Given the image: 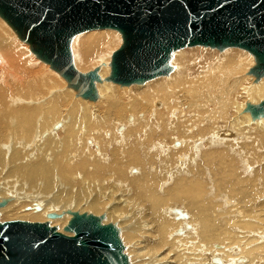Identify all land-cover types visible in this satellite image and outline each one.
Here are the masks:
<instances>
[{"label":"bare ground","instance_id":"obj_1","mask_svg":"<svg viewBox=\"0 0 264 264\" xmlns=\"http://www.w3.org/2000/svg\"><path fill=\"white\" fill-rule=\"evenodd\" d=\"M0 29L6 32L9 29V26L6 25L5 22L1 20ZM89 32H92L93 34H91L90 36H87V38L84 37L82 39H79V37L84 33L79 34L73 38L72 43H71V49L73 51L72 58H74L75 60L74 61L75 63L73 62L75 68H77V70L80 72L86 73L90 69L97 70L99 80L95 83L96 99L94 101L98 99L97 102H99V98L103 99L104 96L107 95L110 91L115 90L114 89L115 87L113 88L109 84L110 82L109 75L111 73L110 72V63H111V57H110L111 52L110 51L112 50L114 45L116 46V44H119V42H122L121 41L122 39H120L119 33L114 30L104 29V30H95V31H89ZM104 32H109L110 35L114 34L113 35L114 42L108 39H105ZM4 36H5V33H4ZM5 37L8 39L0 37V113H3L5 116H7V121L6 122L0 121V126H3V128L6 129L5 131L6 133H8L6 136H7V139L11 140L12 148L11 147L5 148L7 144L5 146L3 145L4 143L0 144V151L4 152V154L0 155V175L3 176L8 172L10 159L11 161H17L16 155L12 152L14 150H22L25 155L23 164L30 163L27 169V173H26L27 178L31 177V181H33L34 179L37 180V178H41L44 181V183L46 181L47 182L45 183V186H44L45 190L36 191L35 193L31 192L30 194H28L25 191H20L22 190L20 186H16V187L11 186L10 188L6 186L5 187L6 189L2 188V191H0V203L3 201H5L6 203L3 207H0V215L2 213L6 215L9 211L15 210L16 212L17 211L19 212L21 218L28 219L29 222H40V223L47 222L50 224V226L56 227L58 232L66 236L72 237L73 233L64 231L65 225L68 223V221L71 218V213L77 211L80 214L90 213L94 215L98 214L97 216H100L99 214H101L102 207L104 205L102 202H101L102 204L98 203V201L100 202L101 199L98 201L96 200L99 198V196L102 195V193L101 195L100 194L97 195L98 198H96V196L93 197L92 201L85 200V204L88 206H85L82 209L80 208L77 209L78 204L80 203L79 196L84 198L86 195L84 196V193L80 187L81 190H79V196L78 198L76 196V199H75L76 202L72 204L71 203L72 200H71V197H69V195L74 190L71 192V188H70L68 190L70 191V193L69 192L65 193V195L67 196L66 197L67 200L65 201V203H62L61 205H59L58 203L62 201L61 198H58L59 196L57 197V195H59L58 193L60 192V189L58 188L59 191H57L55 195L48 194L52 190V187L54 185L53 182L55 180L48 179V174L50 173V171H48L47 165H45V162H44V156H45V159L47 160V163L53 162V158L51 157L50 153L44 155L45 151H48L50 149V146H48L49 148L47 147V143L50 140L51 141L53 140V143L51 144L58 145V147H53L54 151L50 150V152H52L53 154L61 153L62 150L65 148V146H67L68 144L70 145V150L68 151V161L72 162V164L65 165L63 162H56L55 165H57L58 163L59 166L55 168L56 171L51 170V172L53 173V177H55V175L59 176L58 171H61V174H64L67 177L70 176V174H73V175L75 174L76 176L78 175L76 173H79L77 172V169H79V171L82 170L85 174L83 172L81 173V171L80 173L84 174L85 177L87 178L88 177L92 178L96 174L97 176H99L102 171H104L103 173L109 171V168H110V165H108L109 157H107L104 151L106 150V148H111V147L116 146L120 151H122V154H123V152L125 153V151L129 150L132 147L129 145L132 144L133 147H137V144H138L139 145L138 151L141 150L142 148L143 153L139 152L140 154L137 153L136 155V153L133 154V151L132 153L130 152L131 155L128 156L129 161L127 162L126 165L128 167L131 165L139 166L138 168L139 169L141 168V170L140 171L137 170L138 168L137 169L131 168V170H129L128 173L131 175L130 179H132L130 184L135 189L137 195L143 196L144 201L148 203L149 213L155 216V222H154L155 224L152 223L154 226L153 229L155 228L157 231V223H158L159 224L158 232L160 233L158 238H160L159 240H161V243L162 242L165 243V244L162 243V245L163 244L167 245L166 249L168 253L174 251L173 255L175 256L176 259H179L177 260V264H264V200L261 201V197L264 195V166H261L260 165L261 162H260L259 164L260 168L257 170L256 169L253 170L254 164L257 161L261 160L260 156L262 155L260 154H264V152L260 150V149L264 150L263 148L264 146V115H259L256 118H252L250 112L246 110L247 105H258L260 102L264 101V77H261L258 81L255 80L256 82H254L253 79H255V76L249 74V70L256 65V60L254 59L252 54L246 52L245 50L244 51L239 50L238 48L237 49L225 48L221 51L219 50L221 52V57L217 65H214L211 67L209 66L206 72L203 74H199V73L194 74L193 71L188 70L189 72H193V73H190V75H187L184 72V71H187V70H184V66L187 63V60L185 59L187 57L188 58L190 57L187 54H190V53L186 54L187 51H185V53L181 52L182 59H181L179 70L178 71L174 70L173 72L170 73L173 76V79L172 80L168 79L167 89H165L163 86L155 85L154 84L155 80H152V83H149L148 86L147 84H145L144 87H139V85H134V86L131 85L134 88L139 87L141 89L140 90L137 89L139 91H137L138 94H136L137 95L136 98H133V99H130L131 97L129 98L130 103L129 102H128L129 104L127 103L129 107L128 108L126 107L127 104L125 106V110L126 108L129 110V111L126 110L127 112L125 116L126 121L125 119H124V122H122L123 120L122 121L116 120L114 121V123L117 121L118 122L115 124L112 123L113 126L111 127L98 128L96 131H93L96 129V125L90 124L92 121L90 117L91 112H92L90 107L94 103V101L86 100L83 98H82L83 100L80 101L81 103H76L77 101L76 98H75L76 99L75 101L73 100V106L75 110H80V108L84 106L82 108V111H83V116H84L83 118L86 121L84 123H86V125L83 124L84 125L83 128L80 127L79 125L77 126L75 122L74 111H71L73 118L70 116V114H69L70 118L62 116L50 122V124L46 126L49 120H51V117H49L48 115L51 112V110L48 108L41 107V104L34 105L33 101L35 103L36 102L40 103L41 102L40 98L46 99L44 98L45 95H43V92H44V86L48 82V76L50 73H48V71L46 70L45 63H42L39 65H41L42 67L41 71L43 72L33 74L34 71L32 69L38 64H34L35 60H32L33 55L30 54L31 50H30V47H28L29 45L23 43L25 46V48H23L24 46H21V45L18 46V42H17L18 39L16 38V36H14L13 38H10V36L7 35ZM105 40L108 41V44L106 46H104ZM103 46L108 47L107 53H105ZM76 47L78 48L76 49ZM196 47H200V46H196ZM28 48L30 51L28 50ZM16 49H17V52L21 53L18 56L14 53ZM24 49H26L27 51ZM234 51H238V52H236V54H232ZM192 56L193 55H191V57ZM227 59H229L230 62L233 64V69L231 70L226 69ZM19 60L20 61L29 60L28 65L30 67V71L23 69ZM25 63L26 62H24V64ZM242 74H244V76H239ZM29 75H32L31 78L33 79L34 82L30 81L31 84L29 83L30 85H28L25 88V91H17L13 88V87H16L15 84L21 83L23 79L27 80ZM202 76H204V78ZM181 79H183L184 81L181 82ZM157 81H160L163 84H165V79L157 80ZM64 82L66 83V81ZM248 83L249 84L255 83L252 86V92L250 91L251 93L248 94V97L250 98L245 99L242 96V98L244 99H242V101L238 100L239 101L238 102L236 98L239 97V94L240 96L244 94V93L243 94L239 93L238 89L241 88V92H243L244 88H246ZM200 87H206V90L204 91H207V92H203V89L202 91H199L198 88ZM234 87H236L235 96L233 95L235 94L234 92L231 94L229 93V89L233 90ZM209 89L214 91V94L212 96L210 94L211 92L208 93ZM197 90L198 92H201V93L197 94L196 93ZM60 91L61 90H57V94H56L57 96H59L58 97L59 99L61 97L59 94ZM246 91H247V88H246ZM46 92L48 94L49 90H47ZM50 93L52 94L53 91H51ZM62 93H65V92L63 91ZM65 94H67V92ZM65 94L63 96H66ZM136 95L134 94V96ZM182 95H185L184 97H186L187 100H190L191 98H193V102L196 101V103H193V102L190 103V105L192 106H190L189 103H187V105L185 104L186 105L185 109L181 110L180 107L181 105L184 104L183 102H185ZM53 96H55V93ZM53 96L51 99H48L47 101L54 99L55 97ZM63 96L61 98H63ZM77 97L80 98V96L78 95ZM195 97L196 99L194 100ZM139 99H142V100L144 99V101H141ZM158 100L162 101V105H161L162 108L152 109L154 103L157 102ZM42 102L44 103V101ZM111 102L117 103L115 99H112ZM156 105L157 103H155L154 107H157ZM188 105L190 107H188ZM208 105L210 106V108H208ZM193 106H194V109L196 110L195 111L193 109L194 111L193 113L196 114L195 123L192 121H189L188 116H187V111L192 110ZM62 109H64L63 104L57 100L55 111L58 113H62L63 112ZM163 111L165 112L163 113ZM230 111L232 114H234L233 117L229 113ZM148 112L153 115L151 120L148 119L147 117L140 118L139 115L141 113L144 116V114H147ZM30 114H32L33 116H30ZM114 115L117 118L120 117L118 113H114ZM59 116L60 115L57 114L54 118H57ZM170 116H172L173 119ZM203 118L207 120L204 121ZM201 121H203L204 123L201 124ZM219 121L221 123H219ZM101 122L104 124L102 120ZM173 122L177 124L180 122L178 126H182V127L183 125L186 126V129L185 128L184 129L186 130L185 133H187L188 135L194 134L193 133L194 131L192 130H196V128L195 127L192 128V126L193 124H196L197 130L195 131V133L198 135L200 134V137L202 136L204 142L206 143L202 144V142L200 141H199L200 143L197 142L199 144L194 143V139L197 138L196 135L194 134V137L191 136L190 139L186 138L187 141L191 143L189 142L187 143L186 141L187 144H184L181 146V143H183L184 139L181 138L183 139L182 141L179 139L181 135H183L184 137L185 133L183 132L184 134H182V127H177L179 129L178 132L176 129H173L175 127V126L174 127L172 126ZM12 125L13 127L11 128ZM223 125L228 126V127L231 126V129L232 128L233 129L223 130L221 129L222 127H224ZM77 131L79 132L77 133L78 135H77V138L75 139V133ZM165 131H168V133L166 134ZM59 133L63 134V138H61V140L58 139ZM157 133H160L163 138L168 137L169 133L173 134V137L170 136L171 139H175V137H178L179 139L178 138L176 139L181 141V143L178 144V147L180 148V150L185 151L184 149H186L185 152L189 153V156L186 155L187 157H182L180 159L176 158L177 159L176 163H179L178 166L176 165L178 169L176 167L177 170H173L174 172L173 173L171 172L170 174L174 179L173 185L166 190H161L160 192L158 190L159 193L157 192V188H158L157 186L161 182V179L157 180L158 174L157 175L155 174L156 169L151 168V166L149 168L147 167L145 168L143 164L144 158L145 160H147L146 158L149 152L147 148L149 147L148 145H150L151 143H152L151 145L152 147L151 146L150 147L153 148L154 151H157L159 149L163 153L169 152L170 154L169 148H168L169 150L168 151L166 147H162L163 138L161 139L162 142L157 141V143L155 142L153 144V141L155 140L154 135H157ZM31 138H32V141H31ZM18 139H21L22 142L17 147V145L15 144L16 142H18L17 141ZM63 139L65 140V142L61 143L62 141H64ZM142 139L145 140L144 143L140 141ZM99 141L101 143L100 146H98ZM146 141H148L149 143H147ZM30 142H33V143L30 145ZM85 143L86 145L87 143L88 145H93L94 150L89 149L90 146L84 145ZM172 144L174 143L172 142ZM251 144H255V146H262V148L259 149L257 147L259 149V151L257 150L258 152H256L257 154L254 151L253 155L249 154L250 158L248 156L249 158L248 159L246 158L247 154L244 151L247 149V147H245L246 149H244V145L250 146ZM7 146H9V144ZM188 147H189V150L187 149ZM248 149L246 151H248ZM206 150L208 152H206ZM32 151L33 153L37 154L35 157L32 156L35 154H32L30 156L33 158L26 156ZM109 151L111 152V150ZM260 151L262 153H260ZM113 152H111V154ZM120 154H118V156H120ZM243 154L244 155L246 154L245 157L243 156ZM139 155H141V157L142 156L144 157L142 158L143 160H141V157ZM170 155H172V153ZM227 155L234 158L237 161V168L240 169L241 171L239 180L236 179L235 181V186H239V192L235 191L237 193L235 194L236 196L234 195L229 196L227 192L226 194L221 193V192L217 193L218 190L217 188H215V185L212 187L213 188L212 189L210 185L211 183L209 181L210 173H209V170L207 169L208 167L206 166V170L204 168V166L207 164L213 167L212 164L214 162L215 164L217 162V166L223 165L224 170L228 168L227 169L228 171L225 172V177L228 183V181H231L233 178H235V169H234L233 162L227 157ZM257 155H259V158L256 157ZM112 156L115 157V155L113 154ZM178 156L180 157V154ZM203 156H205L204 158L207 159L205 161V165L202 162ZM86 157H88V159L83 161L82 158H86ZM121 157L123 156H120V158ZM161 157H164V156L162 155ZM121 160H126V157L125 159L121 158ZM238 160L240 162V165L238 163ZM160 161H158V164H160ZM262 161L264 162V159ZM89 163L91 164L93 163L94 167L91 166ZM199 163L202 164L201 168L204 169V171L202 172L200 170L202 174L194 176V174L199 173L198 171V168L200 167ZM88 164L91 167L87 166ZM124 165H125V162H124ZM155 165H157V161ZM166 165H164V168L168 169V166L170 168V166L173 165V163L170 165L168 164L167 166ZM191 165H194V167L193 166L191 167ZM257 165H258V162H257ZM120 166L121 165H118L116 169H114V171L116 172L117 170H119V172L123 176L126 175L127 177L128 167L124 166L123 168V166L122 167ZM159 166H161V164ZM29 167H31V169H29ZM118 167L120 168L118 169ZM164 168L162 170H165ZM174 168L175 167L173 166V169ZM146 169L147 170L150 169V170L145 172ZM171 170H172V167H171ZM166 171L161 172L160 175L164 176L165 173L167 174L168 172H170V171H167V172ZM112 173H113L112 175H114V172ZM142 173H143V176H141ZM109 174H111L110 171H109ZM133 175L136 177L135 178L132 177ZM189 175L197 178L198 181L200 177L202 176L201 178L202 187L206 188L205 191H207V193H205V191H200L197 197L190 196L191 192H195V186L198 183H196V181H193V179ZM244 175L246 177H244ZM78 176L80 177L81 175L79 174ZM107 176L109 177V175ZM139 176L141 177L138 178ZM108 177L105 176L106 179H108ZM114 177L117 178V176H114ZM172 177H171V180L169 179L170 181H172ZM188 177H190L191 179L190 178L188 179ZM71 179H74V178H71ZM84 179H82V181H86ZM212 179H214V177H212ZM109 180L112 181L111 179ZM58 181H56V183ZM100 181L102 180L100 179L99 182ZM103 181H102V184H104ZM113 181H114V178H113ZM183 181L185 182L183 183ZM87 182H85V184H87ZM94 182L96 184V181ZM162 182L166 183L165 179ZM162 182H161V186H163ZM181 184L185 186L178 187V185H181ZM97 185L99 184L98 183L96 184V188L98 187ZM107 185L105 186L107 187ZM24 187H26V184L24 185ZM63 187L65 188V185ZM231 187L234 189V184H232ZM64 188L62 190L66 191L65 190L66 188L65 189ZM98 188L96 190H98ZM86 189L88 192V188ZM107 190L109 189L107 188L106 191ZM109 192H112V191L109 190ZM89 193L90 192H88V194ZM181 193L185 194V197L189 200L188 202L189 204L186 203L188 204L186 205L184 203L185 205L181 206L180 205L181 203H180L179 205L181 206V208L176 207V209H167V210L165 209L163 211V214L161 215V209L165 207V204L167 203V201L173 202V200H179L178 198L179 196L182 195ZM46 196H48L47 197L48 200L47 198H45ZM237 197H240V198L237 199ZM63 199L65 200V196ZM117 200L119 201V199ZM201 200L204 202H207V204L211 206V208L209 207L204 208L207 204H203V203L201 204L200 202ZM69 205H73V207ZM173 205L176 206L175 203ZM25 208L28 210V211H25L26 213L23 211V209ZM73 208H76V210H74ZM210 209L212 211L209 214ZM118 210H119L118 207L114 209V215L111 212H107L108 219L116 218V220L118 219L119 221V218L122 217V215L120 214L122 212L118 213L119 212ZM256 210H260V211L259 213H256L255 215L254 213ZM22 211L24 212V214L22 213ZM139 211L137 210L136 213L140 214ZM51 214H55L57 215V217L51 218L50 217ZM164 217L171 218L174 221L170 223V225L172 226H170L169 228L165 227ZM223 217L224 218L226 217V219L222 220ZM123 218H125V216H123ZM165 220L166 222L171 221L169 219H165ZM251 220H254V221L252 222ZM103 221H104V216H103ZM147 222H149V220ZM151 222H153V220ZM103 224H108V222L105 220ZM237 230H240L241 234L236 236V234L234 235V231H237ZM153 232L155 231L150 232V234ZM119 233H120V229H119ZM134 233L135 231H133V235H135ZM168 235H171L169 240H167ZM127 236L128 235H123L121 237V238H125V240H123L122 242L126 243L128 241H131V238L129 239V237L127 238ZM156 236H157V232H156ZM177 236H182V237H177ZM194 236L198 237L196 239L197 241L196 243L194 242V238H193ZM134 237L136 236H133V239H136ZM138 237L140 239V235H137V238ZM136 241L135 243H137ZM158 242L160 243V241H158L156 237L155 243H158ZM158 244H154V246ZM177 244H179L178 247H176ZM199 246L201 247V250H198L197 247ZM157 248L153 247L152 250H156ZM161 248H163V246ZM170 262L173 263V260Z\"/></svg>","mask_w":264,"mask_h":264},{"label":"water","instance_id":"obj_2","mask_svg":"<svg viewBox=\"0 0 264 264\" xmlns=\"http://www.w3.org/2000/svg\"><path fill=\"white\" fill-rule=\"evenodd\" d=\"M0 18L86 100L96 99L99 76L75 68L71 43L95 30L121 35L109 77L120 86L168 75L171 54L196 46L245 50L256 59L249 74L264 77V0H0ZM246 110L264 115V101ZM102 221L71 213L64 231L72 237L47 222H0V264H129L119 229Z\"/></svg>","mask_w":264,"mask_h":264},{"label":"rangeland","instance_id":"obj_3","mask_svg":"<svg viewBox=\"0 0 264 264\" xmlns=\"http://www.w3.org/2000/svg\"><path fill=\"white\" fill-rule=\"evenodd\" d=\"M3 21V19H1L0 18V21ZM3 22H5V21H3ZM6 25H8L7 23H5ZM4 33H5V36H7V35H9L10 36V38H13L14 36H16V38L18 39L17 40V42H18V46H24V44H26V43H24V42H22L21 40H19V38L17 37V35L13 32V30L9 27V29L6 31V32H4V31H2L1 29H0V37H3V38H5V39H8V38H6L5 36H4ZM105 34H104V38L105 39H108V40H110V41H113V35H110L109 34V32H104ZM114 33H116V32H114ZM91 34H93L92 32H87V34L86 33H84V34H82L80 37H79V39H82V38H87V36H90ZM119 36H120V39H121V35L119 34ZM122 41V40H121ZM114 42V41H113ZM24 43V44H23ZM104 43H105V45L104 46H106L107 44H108V41L107 40H105L104 41ZM120 45H121V42H119V44H116V46L114 45L113 46V48H112V50L110 51L111 53H110V57H111V54L116 50V48L118 49L119 47H120ZM103 46V47H104ZM29 47V46H28ZM23 48H25V46L23 47ZM78 47H76V49H77ZM18 49V48H17ZM17 49L15 50V54L18 56V55H20L21 53L20 52H17ZM114 49V50H113ZM234 49H237V48H234ZM24 50H26V49H24ZM28 50H29V48H28ZM104 50H105V53H107V50H108V47H104ZM184 50V51H183ZM239 50H242V49H239ZM27 51V50H26ZM30 51V50H29ZM113 51V52H112ZM185 51H187L186 52V54L187 53H190V54H187V55H189L190 57L188 58H186L185 60H187V63L185 64V66H184V70H187V71H184L187 75H190V73H193L194 72V74L196 73H199V74H203V73H205L206 72V70L208 69V67L210 66H214V65H217V63H218V61H219V59H220V57H221V50L219 51L218 49H215V48H210V47H203V46H200V47H190V48H185V49H181V50H178V51H175V52H173L172 54H171V59H170V65H171V67H172V71L171 72H173L174 70H176V71H178L179 70V67H180V64H181V52H183V53H185ZM242 51H244V50H242ZM236 52H238V51H234L232 54H236ZM247 52V51H246ZM29 53V52H28ZM71 53H72V57H73V51H72V49H71ZM104 53V54H105ZM249 53V52H248ZM30 54H32L33 56V59L32 60H35V63L34 64H38V65H36L32 70L34 71L33 72V74L34 73H41V72H43V71H41V69H42V67H41V65H39V64H42V63H44V62H42L41 60H39L31 51H30ZM191 55H193L192 57H191ZM194 55H196V56H194ZM254 57V56H253ZM189 59V60H188ZM254 59H255V57H254ZM256 60V59H255ZM20 61V60H19ZM40 61V62H39ZM75 60H74V58H73V62H74ZM24 62H26L25 64H24ZM28 62H29V60H21L20 61V63H21V65H22V67H23V69H25V70H27V71H30V67H29V65H28ZM75 63V62H74ZM47 66V67H46ZM190 66V67H189ZM248 66H250V65H248ZM45 68H46V70L48 71V73H50L49 74V76H48V82H47V84L44 86V92H43V95H45L44 96V98H46V99H42V98H40V100H41V102L42 101H44V103L42 102H40V103H38V102H34L33 101V104L35 105V104H41V107H44V108H48V109H50L51 110V112L48 114L49 115V117H51V120H49V122H48V124L46 125V126H48L49 124H50V122H52V121H54V120H56V119H58V118H60V117H67V118H70V116L72 117V113H71V111H74V113H75V122H76V124H77V126L79 125L80 127H82L83 128V126L84 125H86V123H84V122H86L85 120H84V116H83V111H82V108L84 107H81L80 108V110H75L74 109V106H73V100L75 101L76 99H77V101H76V103H81L80 101H82L83 99H82V97H80V98H78L77 97V95H76V93H75V91L72 89V88H70L69 86H68V84H67V82L65 83L64 81H66V80H64L58 73H56L55 74V71H53L51 68H50V66L49 65H47L46 63H45ZM189 68V69H188ZM77 69V68H76ZM226 69H228V70H231V69H233V64L230 62V60L229 59H227L226 60ZM85 70H87V69H85ZM88 70H89V68H88ZM91 70V69H90ZM89 70V71H90ZM191 70V71H193V72H189V71ZM246 71V70H245ZM46 72V71H45ZM80 72V71H79ZM111 72V71H110ZM109 72V73H110ZM170 72V73H171ZM189 72V73H188ZM248 72V71H247ZM246 72V73H247ZM81 73H83V72H81ZM168 74V75H165V76H159V77H156L155 79H153V80H155V85H160V86H163L165 89H167L168 88V79H170V80H172L173 79V76L171 75V74ZM245 73V74H246ZM32 74V75H33ZM32 75H29V77H28V79L27 80H22V82L21 83H19V84H15L16 85V87H13L15 90H17V91H25V88L28 86V85H30L31 84V82L30 81H32V82H34L33 81V79L31 78L32 77ZM53 75V76H52ZM239 76H244V74H242V75H239ZM254 76V75H253ZM58 77V78H57ZM109 77H110V75H109ZM203 78H204V76H202ZM164 80L165 79V84H163L162 82H160V81H157V80ZM260 79V78H259ZM259 79H257L256 77H255V79H253L254 80V82H256L255 80H259ZM63 80V81H62ZM28 81V82H27ZM184 80L183 79H181V82H183ZM55 82H56V84H55ZM65 83V84H63V83ZM30 83V84H29ZM149 83H152V80L151 81H147V82H145L144 84H142V85H139V87H144V85L145 84H147V86H148V84ZM243 83V82H242ZM109 84L111 85V87H115L114 89L115 90H113V91H110L107 95H105L104 96V98L103 99H100L99 98V102H97L98 101V99L96 100V101H94V103L91 105V115H90V117H91V119H92V121H91V123L90 124H93V125H96V129L95 130H93V131H96L98 128H104V127H111V126H113V124L112 123H114V121H116V120H119V121H122V122H124V119H125V121H126V118H125V116H126V114H127V112H126V110L127 111H129L127 108L129 107V100L130 99H133V98H136L137 97V95L136 94H138L137 93V91H139L141 88H139V87H136V88H134L133 86H120V85H117V84H112V82L110 81L109 82ZM231 84V83H230ZM255 84V83H254ZM253 83L252 84H249L248 83V87L246 86V88H247V91H246V88H244V91L243 92H241V88H239L238 89V92L239 93H241V94H243V95H241L240 96V94H239V97L238 98H236V100L238 101V100H240V101H242V99H246V98H250V97H248V94H250L251 92H252V86L254 85ZM59 85V86H58ZM117 85V86H116ZM61 86V87H60ZM61 88V89H60ZM64 88V89H63ZM201 88V89H200ZM200 88H198V90L199 91H202V89H203V92H207V91H204V90H206V87H200ZM235 88L236 87H234V89L233 90H230L229 89V93L231 94V93H235ZM53 89V90H52ZM55 89V90H54ZM137 89H139V90H137ZM251 89V90H250ZM47 90H49V93L51 92V91H53V95H54V93H55V96H53L51 93L49 94H47ZM57 90H61L60 92H59V94H60V96L62 97L66 92H67V94H65L66 96H63V98H61L60 97V99L58 98L59 96H57L56 94H57ZM66 90V91H65ZM71 90V91H70ZM198 90H197V94L198 93H201V92H198ZM54 91H56V92H54ZM65 92V93H62V92ZM251 91V92H250ZM209 92H211L210 94H211V96L214 94V91H212L211 89H209V91H208V93ZM58 94V95H59ZM62 94V95H61ZM134 94L136 95V96H134ZM183 94V93H182ZM70 95V96H69ZM126 95V96H125ZM234 96L236 95V93L235 94H233ZM52 96L53 97H55L54 99H52V100H49V101H47L48 99H51L52 98ZM127 96H129V97H127ZM185 95H182V97L184 98V101L185 102H183L184 104L183 105H181V110H183V109H185V107H186V105H187V103H189V105H190V103H192L193 102V98H191L190 100H187L186 99V97H184ZM242 96L244 97V98H242ZM131 97V98H130ZM192 97V96H191ZM58 98V99H57ZM76 98V99H75ZM130 98V99H129ZM56 99V100H55ZM112 99H115V101L117 102V103H113V102H111V100ZM186 99V100H185ZM196 99V97L194 98V100ZM57 100L60 102V103H62L63 104V107H64V109H62V113H58V112H56L55 111V107H56V103H57ZM126 100V101H125ZM137 100V99H136ZM139 100H141V101H144V99L142 100V99H139ZM138 100V101H139ZM189 101V102H188ZM209 101H211V100H209ZM244 101V100H243ZM125 102V103H124ZM129 102V103H128ZM239 102V101H238ZM128 103V104H127ZM143 103V102H142ZM155 103H157V107H154L155 106ZM154 103V105H153V107H152V105H151V107H152V109L153 108H162V101L161 100H158L157 102H155ZM193 103H196V101H194ZM126 104H127V106H126ZM186 104V105H185ZM188 105V107H190V106H192V105H190L189 106ZM211 105V104H210ZM125 106L127 107L126 108V110H125ZM208 108H210V106L208 105ZM193 109H194V106H193V108H192V110H189V111H187V116H188V119H189V121H192V122H194L195 123V113H193L194 111H193ZM66 110V111H65ZM195 110V109H194ZM196 111V110H195ZM151 112V111H150ZM165 111H163V113H164ZM198 112V111H197ZM209 112V111H208ZM207 112V113H208ZM114 113H118L119 115H120V117H116L115 115H114ZM143 113V112H142ZM142 113L139 115L140 116V118L142 117V118H144V117H147L148 119H152V114L151 113H147V114H144V116L142 115ZM193 113V114H192ZM231 115H232V117L234 116V114H232L231 113V111L229 112ZM57 114H59L60 116L59 117H57V118H54ZM69 114H70V116H69ZM131 114H133V113H131ZM206 114V113H205ZM204 114V115H205ZM130 115V114H129ZM30 116H33L32 114H30ZM132 116V115H131ZM171 118H172V116H170ZM73 118V117H72ZM71 118V119H72ZM115 118V119H114ZM217 118V117H216ZM173 119V118H172ZM101 120L104 122V124L101 122ZM203 120L204 121H206L207 119H204L203 118ZM0 121H2V122H6L7 121V116H5L3 113H0ZM172 121V120H171ZM118 122V121H117ZM117 122H115V123H117ZM122 122H120V123H122ZM114 123V124H115ZM126 123V122H125ZM180 123V122H179ZM179 123L177 124V123H175V122H173L172 124V126L174 127H172L173 129H176L177 130V132L179 131V129L177 128V127H182V126H178L179 125ZM204 122L203 121H201V124H203ZM219 123H221L220 121H219ZM84 124V125H83ZM224 124V123H223ZM195 125V126H194ZM225 125V124H224ZM223 125V126H224ZM13 127V125L11 126V128ZM193 127H195L196 128V130H197V125L196 124H193V126H192V128ZM208 127V126H207ZM206 127V128H207ZM186 126H184L183 125V127H182V134H184L185 132H186ZM228 128V129H227ZM79 129H81V128H79ZM221 129H225V130H232L231 129V126H224V127H222ZM6 129L5 128H3V126H0V144H2V143H4L3 145L5 146L6 144L8 145L9 144V146H7L6 145V147L5 148H8V147H11L12 148V145H11V140L10 139H7V134L8 133H6V131H5ZM196 130H192V131H194L193 133L196 135V137L197 138H199V139H197V138H195L194 139V143H197V142H202V144L203 143H206V142H204V140H203V138H202V136L200 137V134L198 135V134H196L195 133V131ZM109 131V130H108ZM120 131V130H119ZM4 132V133H3ZM79 131H77L76 133H75V139L77 138V133H78ZM166 132V134L168 133V131H165ZM184 132V133H183ZM119 133H121V132H119ZM118 133V134H119ZM171 133V132H170ZM169 133V135H168V137H162V135L160 134V133H157V135H154V137H155V140L153 141V144L156 142L157 143V141H161L162 142V140H163V144H162V147H166L167 148V150H168V148H169V150H170V154L172 153V155H170L169 154V152L168 153H163L162 151H160L158 148V150L162 153H160L158 150L157 151H154V149L153 148H151L152 146V143L150 144V145H148V146H146V147H148L147 149H148V154H147V160H145V158L142 156L141 157V155H139L140 157H141V160H143L142 158H144V161H143V164H144V166H145V168L147 167V168H149L150 166H151V168H153V169H156V171H155V174L157 175V180H160L161 179V182L162 181H164V179H165V182L166 183H163L162 182V184H163V186H161V182L158 184V188H157V192H158V190H159V192L161 191V190H166V189H168L169 187H171L172 185H173V182H174V179H173V177L170 175L171 174V172L173 173L174 171L173 170H177L178 169V165H179V163H176V160L179 158H182V157H187L186 155H188L189 156V153H187V152H185L186 151V149H184L185 151H181L180 150V148L178 147V144L179 143H181V141L184 139V141H185V143H184V141H183V143H181V146L182 145H184V144H187L189 141H187V139H190L191 138V136H193L194 137V134L193 135H188L187 133H185L184 135V137H183V135H181V137H180V139L178 138V137H175V139H171V137H173V134H170ZM161 135V136H160ZM227 135V134H226ZM171 136V137H170ZM190 136V137H189ZM33 137V136H32ZM57 137V136H56ZM170 137V138H169ZM189 137V138H188ZM61 138H63V134L61 133H59V135H58V139L59 140H61ZM141 138H142V136H141ZM163 138V139H162ZM176 138H178L179 140H181V141H179V140H177ZM181 138H183V139H181ZM187 138V139H186ZM15 139H16V137H15ZM162 139V140H161ZM186 139V140H185ZM64 140V139H63ZM175 140H177V141H175ZM18 142H16V144L15 145H17V147L19 146V144L22 142L21 141V139H18L17 140ZM31 141H32V138H31ZM140 141H142L143 143H144V141L145 140H140ZM186 141H187V143H186ZM61 142V141H60ZM63 142H65V140L64 141H62L61 143H63ZM147 143H149L148 141H146ZM145 142V143H146ZM172 142L174 143V144H172ZM199 142V143H200ZM33 142H30V145L32 144ZM36 143H37V141H36ZM49 143H50V145H49ZM51 143H53V140L51 141H49L48 143H47V147L48 146H50V149L48 150V151H45V154L44 155H46V154H51V157L53 158V162L52 163H47V160L45 159V156H44V162H45V165H47V169H48V171H50V173L48 174V179H51V180H55L53 183H54V185H53V187H52V190L48 193V194H50V195H55L56 194V192L57 191H59V189H60V192L58 193L59 195H57V197L58 198H61L62 199V201H60V203H58L59 205H61L62 203H65V201L67 200L66 199V195H65V193H70V191H68L70 188H71V192L73 193H70V195H69V197H71V203L72 204H74L75 202H76V196H77V198H78V196H79V190H81L82 189V191H83V193H84V198H82L81 196H79V199H80V203L78 204V207H77V209L78 208H80V209H82L83 207H85V206H88V205H86L85 204V200L86 201H92L93 200V197H95L96 196V198H98V196L97 195H101V193H102V195L101 196H99V198L96 200V201H98V200H100V202L98 201V203H103V207H102V212H101V214H99L100 216L102 215V216H104V221L106 220L108 223H112V224H115V225H117L118 226V228L120 229V233H119V237H120V239H121V242L123 241V240H125V238H121L123 235H128L127 236V238L129 237V239L131 238V241H132V243H131V241H128V242H122V244H123V253L127 256V258L129 259L128 260V262L130 263V264H177V260H179V259H176L175 258V256L173 255L174 254V251H172V252H169L168 253V251H167V249H166V246L167 245H164L165 243L164 242H162V243H164L163 245H162V243H161V240H159L160 238H158L159 237V232H158V227H159V224L157 223V231H156V229L154 228L153 229V224H155L154 222H155V216H153L151 213H149V211H148V203H146L145 201H144V197L143 196H140V195H137V193H136V191H135V189L133 188V186L130 184L131 183V181H132V179H130L131 178V175L128 173L129 172V170H131V168H133V169H137L139 166H127L126 164H127V162L129 161L128 159H129V155H131L130 154V152L132 153V151H133V154H135L136 153V155H137V153L138 154H140L139 152H142V148H141V150H139L138 151V149H139V145L137 144V147H133V145L131 144V145H129V146H132L129 150H127V151H125V153H126V155H125V153L123 152V154H122V151H120L116 146H114V147H111V148H106V150H104L105 151V154L107 155V157H109V162H108V165H110V168H109V171H110V173L111 174H109V171H107V172H105V173H103L104 171H102L101 172V174L100 173H98V174H100L99 176H97V174L94 176V177H92V178H87V177H85V173L82 171V170H80L81 171V173L83 172L84 174H81L80 173V171H79V169H77V172H79V173H76V174H80L81 176L79 177L78 175H76L75 176V174L73 175V174H70V176H66V175H64V174H61V171H58V174H59V176L58 175H55V177H53V173L51 172V170H54V171H56V167H58L59 166V164L57 163V165H55V163L56 162H63L65 165H68V164H72V162H70V161H68V151L70 150V145L68 144L67 146H65V148L62 150V152L61 153H59V154H53L52 152H50V150H53L54 151V149H53V147H58V145H54V144H51ZM189 143H191V142H189ZM199 143H197V144H199ZM167 144V145H166ZM177 144V145H176ZM84 145H86V143L84 144ZM87 145H88V143H87ZM86 145V146H87ZM101 145V143H100V141H99V144H98V146H100ZM191 145V144H190ZM252 145V146H251ZM250 146L248 145V146H246V145H244V149H246L245 147H247V149H248V151H246V150H244L245 152H246V154H247V156H246V158H248V156H249V158H250V155H253V152L255 151V153L256 152H258L259 151V149L260 148H262V146H255V144H251ZM88 146H90L89 147V149H91V150H94V147H93V145H88ZM151 146V147H150ZM172 146H173V148H172ZM255 146V147H254ZM41 147V146H40ZM116 147V148H115ZM259 149H258V148ZM49 148V147H48ZM52 148V149H51ZM86 148V147H85ZM99 148H101V147H99ZM150 148V149H149ZM263 148H264V146H263ZM29 149V148H28ZM113 149H115V150H113ZM134 149V150H133ZM152 149V150H151ZM188 150H189V147L187 148ZM55 150H56V148H55ZM109 150H111V152H113L112 154L113 155H115V157H113L112 156V154H111V152L109 151ZM113 150V151H112ZM151 150V151H150ZM168 150V151H169ZM175 150H177V151H175ZM250 150H252V151H250ZM258 150V151H257ZM262 152H264V150L263 149H260ZM152 151H154V152H152ZM260 151V153H262ZM178 153V154H176V153ZM205 152V151H204ZM206 152H208L207 150H206ZM248 152V153H247ZM12 153H14L15 155H16V157H17V161H11V159H10V163H9V170H8V172L5 174V175H0V191H2V188H5L6 186L7 187H16V186H20V188L22 189V190H20V191H25V192H27L28 194H30L31 192L33 193H35L36 191H42V190H45V183L47 182H45L44 183V181L41 179V178H37V180L36 179H34L33 181H31V177H29V178H27V175H26V173H27V169H28V166H29V164H23L24 163V158H25V155H24V153H23V151L22 150H14ZM31 153V154H30ZM29 154H27L26 156H28V157H30L32 154H35V155H32L33 157H35L37 154L36 153H33V151L32 152H30ZM122 155H121V154ZM143 153V152H142ZM159 153V154H158ZM252 153V154H251ZM1 154H4V152L3 151H0V155ZM118 154H120V156H123V157H121L122 159H125V157H126V160H121V158H120V156H118ZM161 154V155H160ZM167 154V155H166ZM173 154H175V155H173ZM180 154V157L178 156ZM245 154V155H246ZM250 154V155H249ZM257 154V153H256ZM113 157H111V156ZM164 156V157H161V156ZM245 155L243 154V156L245 157ZM260 155H262V156H260V159L261 160H259V161H257L258 162V165H257V162L254 164V167H253V170H257V169H259L260 167H259V164H260V162H261V166H264L263 164H264V162L262 161L263 159H264V154H260ZM150 156V157H149ZM160 156V157H159ZM177 156V157H176ZM33 157H30V158H33ZM118 159H117V158ZM159 157V158H158ZM205 156H203V159H202V162L204 163V165H205V161L207 160L206 158H204ZM227 157L233 162V165H234V169H235V178H233L231 181H228V183H227V179H226V177H225V172H227L228 170V168H226L225 170H224V166L222 165V166H217V162H216V164H215V162L212 164V166L213 167H211V165H205L204 166V168H205V170H206V166L208 167L207 169L209 170V173H210V178H209V181H210V185H211V188L215 185V188H217V190H218V192L217 193H219V192H221V193H225L226 194V192L229 194V196H232V195H234V196H236L235 194H237L236 192H239V186H235V181H236V179L237 180H239V178H240V169H238L237 168V161L234 159V158H232V157H230V156H228L227 155ZM257 158H259V155H257L256 156ZM50 158V157H49ZM158 158V159H157ZM169 158V159H168ZM177 158V159H176ZM245 158V159H246ZM248 158V159H249ZM263 158V159H262ZM86 159H88V157H86V158H82V160L84 161V160H86ZM115 161H114V160ZM111 160V161H110ZM152 160V161H151ZM161 160V161H160ZM169 160V161H168ZM122 161V162H121ZM125 162V165H124V162ZM146 161V162H145ZM156 161H157V165H155L156 164ZM158 161H160V164H161V166L164 168V165H170V164H172L173 163V165H171L170 166V168H169V166H168V169H165V170H162L163 168L161 167V166H159L160 164H158ZM153 162H154V164H153ZM163 162H164V164H163ZM262 162H263V164H262ZM19 163H21V164H19ZM32 163V162H31ZM238 163H239V165H240V162H239V160H238ZM91 166H93L94 167V164L92 163H89ZM89 164L87 165V166H89ZM149 164V165H148ZM151 164V165H150ZM152 164H153V166H152ZM163 164V165H162ZM200 164V167L198 168V171H199V173H197V174H194V176H197V175H199V174H202L201 173V171L203 172L204 171V169H202L201 167V163H199ZM215 164V165H214ZM118 165H121L120 167H122L123 166V168H124V166L126 167H128L127 168V174H128V176L126 177V175H122L120 172H119V170H117L116 172L114 171V169H116V167L118 166ZM166 165V166H167ZM177 165V166H176ZM91 166H89V167H91ZM156 166V167H155ZM173 166L175 167L174 169H173ZM194 167V165H191V167ZM258 166V167H257ZM120 167H118V169L120 168ZM135 167V168H134ZM160 168V170H159V168ZM171 167H172V170H171ZM176 167H177V169H176ZM257 167V168H256ZM162 168V169H161ZM167 168V167H166ZM240 168V167H239ZM262 168V167H261ZM29 169H31V167H29ZM63 170V169H62ZM137 170H141V168L139 169H137ZM150 170V169H149ZM149 170H147L146 169V171L145 172H147V171H149ZM158 170V171H157ZM170 171V172H168L167 174L165 173V175L163 176H161L160 174H161V172H165V171ZM201 170V171H200ZM166 171V172H167ZM112 172H114V175H112L113 173ZM103 173V174H102ZM117 175H116V174ZM119 173V174H118ZM149 173V172H148ZM164 174V173H163ZM213 174V175H212ZM107 175H109V177L107 176ZM113 177H112V176ZM119 175H120V177H119ZM246 175V174H245ZM244 175V177H246ZM56 176H57V178H56ZM63 176V177H62ZM83 176V177H82ZM97 176V177H96ZM102 176H104V177H102ZM105 176L106 177H108V179H106L105 178ZM114 176H117V178L116 177H114ZM122 176V177H121ZM130 176V177H129ZM141 176H143V173L141 174ZM141 176H139L138 178H140ZM192 179H193V181H196V183H198L196 186H195V192H191L190 193V196H192V197H197V195L200 193V191H205L206 190V188H204V187H202V183H201V178H202V176L200 177V179H199V181L197 180V178H195V177H193V176H191V175H189ZM208 176V175H207ZM76 177V178H75ZM111 177V178H110ZM132 177H136V176H132ZM160 177V178H159ZM171 177H172V181H170L171 180ZM190 177H188V179L190 178ZM209 177V176H208ZM212 177H214V179H212ZM66 178V179H65ZM71 178H74V179H71ZM85 178V179H84ZM87 178V179H86ZM96 178V179H95ZM113 178H114V181H113ZM125 178H126V180H125ZM164 178V179H163ZM167 178V179H166ZM190 178V179H191ZM30 179V180H29ZM79 181H78V180ZM82 179H84V180H86V181H82ZM93 179V180H92ZM97 179H101L102 181H103V179H104V181H103V183L105 184V185H107V187L104 185V184H102V181H100L99 182V180H97ZM109 179H111L112 181H110ZM118 179V180H117ZM128 179H130V180H128ZM163 179V180H162ZM170 179V180H169ZM60 182H62V183H60ZM89 180V181H88ZM167 180V181H166ZM17 181V182H16ZM56 181H58L57 183H56ZM88 181V182H87ZM94 181H96V184L98 183L99 185H97L98 187V190H96L97 188H96V184H95V182ZM109 181V182H108ZM116 181H118V182H116ZM170 181V182H169ZM5 183V185H4V183ZM10 182V183H9ZM82 182V183H81ZM85 182H87V184H85ZM128 182V183H127ZM185 181H183V183H184ZM3 183V184H2ZM9 183V184H8ZM90 183V184H89ZM117 183V184H116ZM120 183H122V184H120ZM26 184V187H24V185ZM58 184V185H57ZM63 184V185H62ZM116 184V185H115ZM121 186H120V185ZM129 184V185H128ZM168 186H166V185ZM232 184H234V189L231 187V185ZM57 185V186H56ZM60 185V186H59ZM65 185V188L63 187ZM93 187H92V186ZM95 185V186H94ZM117 185H118V187H117ZM131 185V186H130ZM59 186V187H58ZM62 186V187H61ZM84 186V187H83ZM86 186V187H85ZM89 186V187H88ZM179 186H185V185H178V187ZM80 187H81V189H80ZM109 189L110 191H112V192H109V190H107L106 191V189ZM112 187V188H111ZM118 188V190H117V188ZM128 187V188H127ZM166 187V188H165ZM8 188V189H9ZM59 188V189H58ZM65 189L66 191H63L62 189ZM86 188H88V192H90L89 194H88V192H87V189ZM100 188H102V189H100ZM125 188H126V190H125ZM164 188V189H163ZM232 188V189H231ZM6 189V188H5ZM58 189V190H57ZM115 189V190H114ZM122 189V190H121ZM124 189V190H123ZM134 189V190H133ZM213 189V188H212ZM92 190V191H91ZM106 192H105V191ZM99 191V192H98ZM102 191V192H101ZM115 191V192H114ZM117 191V192H116ZM135 191V192H134ZM236 191V192H235ZM98 192V193H97ZM104 192V193H103ZM107 192H109V193H107ZM158 192V193H159ZM92 193H94V194H92ZM111 193V194H110ZM205 193H207V191H205ZM233 193V194H232ZM63 194V195H62ZM92 194V195H91ZM107 194V195H106ZM115 194V195H114ZM117 194V195H116ZM123 196H122V195ZM182 195L181 196H179V200H173V202L172 201H167V203L165 204V207H163V209H161V215L163 214V211L166 209H176V207H178V208H181V206H184L186 203H188L189 202V200L185 197V194H183V193H181ZM111 195V196H110ZM135 195H136V197H135ZM49 196V195H48ZM48 196H46L45 198H47ZM64 196H65V200L63 199L64 198ZM110 196V197H109ZM221 196V195H220ZM102 197H103V199H102ZM110 198V199H108V198ZM114 197V198H113ZM138 197V198H137ZM140 197V198H139ZM227 197H228V195H227ZM262 197H264V195L262 196ZM261 197V201H263L264 200V198H262ZM181 198V199H180ZM236 198V197H235ZM238 198H240V197H237V199ZM91 199V200H90ZM107 199V200H106ZM117 199H119V201L117 200ZM124 199V200H123ZM47 200H48V198H47ZM84 200V201H83ZM138 200H140V201H138ZM108 201V202H107ZM124 201V202H123ZM141 201H143V202H141ZM180 201V202H179ZM117 202V203H116ZM178 202V203H177ZM183 202V203H182ZM201 202V204L203 203V204H207V202H204V201H200ZM101 203V204H102ZM120 203V204H119ZM128 203V204H127ZM130 203V204H129ZM136 203V204H135ZM168 203H169V205H168ZM171 203H172V205H171ZM175 203V205L176 206H174L173 204ZM181 203V204H180ZM185 203V204H184ZM181 206H180V205ZM183 204V205H182ZM189 204V203H188ZM188 204H186V205H188ZM135 205V206H134ZM170 206V207H168V206ZM69 206H71V207H73V205H69ZM118 207L119 208V212L118 213H120V212H122V213H124V214H122V213H120L121 215H122V217H120L119 218V221H118V219L116 220V218H109L108 219V215H107V212H111L113 215H114V209L116 208V207ZM173 206V207H172ZM123 207H125V208H123ZM207 207H209V208H211V206H209L208 204L204 207V208H207ZM122 208V209H121ZM129 208V209H128ZM188 208V207H187ZM26 209V208H25ZM25 209H23V211L25 212V211H28L27 209L25 210ZM74 210H76V208H73ZM126 209V210H125ZM136 209V210H135ZM137 210L140 212V214L139 213H136L137 212ZM22 211V213L24 214V212ZM211 209H210V212H209V214L211 213ZM259 211L260 210H256L255 211V215H256V213H259ZM77 212V211H76ZM26 213V212H25ZM136 213V214H135ZM137 214H139V215H137ZM94 215V214H93ZM95 215H98V214H95ZM150 215H151V217H150ZM123 216H125V218H123ZM137 216H139V217H137ZM144 216V217H143ZM149 216V217H148ZM167 216V215H166ZM252 216V215H251ZM254 217V216H253ZM144 218V219H143ZM148 218H150V219H148ZM154 218V219H153ZM165 219H169V220H171L170 222H166V220ZM223 219H226V217L224 218H222V220ZM12 220H24V221H28V219H23V218H21L20 217V214H19V212L17 211H15V210H13V211H9L6 215H4V213H2L1 215H0V222H3V221H12ZM52 220V219H51ZM53 220H55V219H53ZM145 220V221H144ZM149 220V222H147V221ZM153 220V222H151ZM202 220V219H201ZM103 221V222H104ZM125 221V222H124ZM252 222L254 221V220H251ZM116 222H118V223H116ZM147 222V223H146ZM172 222H174L171 218H167V217H164V223H165V227L166 228H169L170 226H172V225H170V223H172ZM138 223V224H137ZM150 223V224H149ZM153 223V224H152ZM167 223V224H166ZM121 224V225H120ZM142 224V225H141ZM151 226V227H150ZM168 226V227H167ZM146 227V228H145ZM151 229V231H150V229ZM152 232V231H155V232H153V233H151L150 234V232ZM133 231H135V235H133ZM143 231V232H142ZM142 234H141V233ZM146 232V233H145ZM156 232H157V236H156ZM136 233H138V234H136ZM243 233H245V232H243ZM236 234V236L237 235H239V234H241V231L240 230H237V231H234V235ZM137 235H140V239H139V237L137 238ZM145 235V236H144ZM133 236H136V237H134V238H136V239H133ZM152 236H153V238H152ZM170 236L171 235H168L167 236V240H169L170 239ZM156 237H157V240L158 241H160V245L158 244V243H155V240H156ZM177 237H182V236H177ZM190 238V237H189ZM194 238V242L196 243L197 241H196V239L198 238L197 236H194L193 237ZM133 239V240H132ZM138 239V240H137ZM137 240V241H136ZM135 241L137 242V243H135ZM132 245H131V244ZM134 244V245H133ZM154 244H158V245H155L154 246ZM163 246V248H161L162 246ZM179 246V244H177L176 245V247H178ZM153 247H158L156 250H152V248ZM198 248V250H201V247L199 246V247H197ZM159 249V250H158ZM173 255V256H172ZM171 256V257H170ZM173 260V263H171L170 261H172ZM169 261V262H168Z\"/></svg>","mask_w":264,"mask_h":264}]
</instances>
